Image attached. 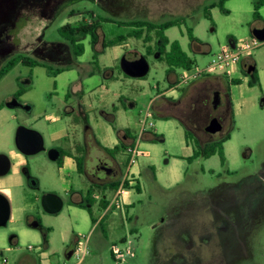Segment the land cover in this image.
Instances as JSON below:
<instances>
[{
	"label": "rangeland",
	"instance_id": "rangeland-1",
	"mask_svg": "<svg viewBox=\"0 0 264 264\" xmlns=\"http://www.w3.org/2000/svg\"><path fill=\"white\" fill-rule=\"evenodd\" d=\"M217 1L0 0V66L22 54L52 69L69 67L55 78L49 76L45 67L17 65L0 81V106L4 107L0 111V153L6 156L18 153L14 135L27 116L7 109L5 104L20 88L25 91L22 101L33 110L30 120L35 123L34 128L43 137L46 147L53 144L55 133L63 132L72 124V119L77 129L73 131L74 142L79 140L80 131L87 124L78 117V111L74 110L70 117L62 114L64 97L73 85L82 87L85 95L82 102L89 110L88 123L101 146L111 147L116 140L100 114L102 111L111 115L113 107L118 109L114 126L128 128L136 141L139 121L149 100L156 96V86L159 91L169 88L164 72L167 66L157 61L155 54L146 55L142 40L128 38L123 45L104 50L102 40L127 37L133 28L122 25L123 22L161 24L181 18L184 24L167 30L165 36L170 41H178L194 66L202 69L222 46L249 40L254 37L253 30L264 26V6L259 10L260 18L253 17L256 0H229L224 5L228 15L215 7L210 9L211 19H206L204 7ZM90 14L93 20L107 18L108 21L99 23L96 49H92L87 37L82 41L84 54L74 58L58 29L82 20L88 22ZM187 28L192 29L198 42L188 39ZM95 51L96 60L93 59ZM123 55L129 60L144 56L150 67L147 76L143 79L125 77L119 68ZM61 57L63 63L55 62ZM247 62L254 65L258 83L240 72L239 67L232 70V78L239 83L236 85L216 73L228 96L227 128L213 136L206 132L199 134L202 141L212 138L219 141L229 135L223 144L225 164H221L218 155L189 162L185 158L186 129L181 122L186 120L182 111L196 93L202 92V86L185 97L177 90L176 99H184V104L170 106L166 118L153 116L148 121L154 127L147 129L144 135H151L153 139L139 140V149L147 155L138 157L130 170L125 153L117 154V178L127 176L130 171L140 186L139 193L131 189L123 197L127 205H132L127 208L131 223L127 218L123 224L121 212L117 210L105 215L92 207L89 214L66 202L59 213L46 214L40 206L41 196L52 190L63 195L55 164L42 153L33 157L34 162L30 161L31 174L40 180L37 200L13 166L8 175L0 178L4 187L11 189L10 219L6 227L0 228V264L5 261L7 264H74L75 259H68L67 252L75 247L78 236H89V254L83 264H264V206L250 226L244 227L237 219V209L246 210L241 202L248 189L254 185L264 186V42L250 53ZM98 67L100 72L89 74ZM105 69L113 71L112 81L104 78ZM74 98L69 101L71 107ZM52 118L57 121L50 122ZM95 120L102 127L96 128ZM187 142L194 144L193 139ZM90 144L96 148L94 154L102 156L98 146L93 141ZM69 174L74 191L85 194L88 184L79 179L74 166ZM95 193L102 199H110L113 194L110 190ZM91 216L97 221L94 225ZM103 217L100 226L98 223ZM34 220L48 229L47 245L42 232L29 227ZM113 245L121 250L122 260L113 257Z\"/></svg>",
	"mask_w": 264,
	"mask_h": 264
},
{
	"label": "flooded vegetation",
	"instance_id": "flooded-vegetation-1",
	"mask_svg": "<svg viewBox=\"0 0 264 264\" xmlns=\"http://www.w3.org/2000/svg\"><path fill=\"white\" fill-rule=\"evenodd\" d=\"M63 61L64 60L61 57L60 60H56L55 62L63 63ZM248 66L249 65H247L246 68ZM60 74H58L57 76H59ZM209 84L211 85V87L209 86ZM202 87V92L199 91L198 93H196V96L193 97L194 99L191 101V103L186 104L182 111V115L186 120L185 124L189 128L190 133L193 135V138L198 144H201L202 142L199 134L201 132H205L204 129L211 119L216 118L220 122V124L222 125L221 132H224L226 130L228 120V96L226 95V91L223 89L221 79H219V77L215 78L213 82L206 83ZM23 94L17 95L16 92L10 99L6 101V103L13 101L15 103V107L12 110L19 111L27 116L25 117L26 120H24L22 124H19V126H24L28 129L37 131L34 128L35 123L30 120L31 114L33 112L32 107L22 101L21 97L23 96ZM72 96L75 97L73 107H71L69 104ZM84 96L85 95L82 87L79 85H73L72 89L67 92L64 97V111L62 114L65 117H70L74 110L78 111V117L82 118L83 122L86 121L87 123L85 124L86 126L84 127V129L82 128V130L80 131L78 141L76 140V142H74L75 140L72 138L74 137L73 131L77 130L75 125H73L75 120L72 119V124L70 123L63 132L61 131L54 134L53 141L51 140L53 144L49 147H46L43 139V150L36 154L27 156L18 152V158L16 160H12L10 156H8L10 159L11 168L13 166L18 167L20 174L24 178L26 187L35 193V200H37V191L40 189V180L31 174L30 161L34 162L33 157L37 156L39 153L45 155L49 162L55 164L61 184V193H63V195H61L56 190H52L46 194L52 193L57 195L62 200L63 206L65 202L70 204L71 206L77 203H85L87 201L86 194L92 185L100 186L106 183H113L117 178L116 175L119 170V166L117 165L116 161L117 154L108 155L99 147L97 149L101 152L102 156H97L93 152V149L96 148H92L90 142L93 141L97 146L100 145V143L94 140L93 136H91L89 133L90 128L88 123V114L85 111V106L82 102L84 100ZM215 98L218 100V105L216 107H214ZM204 101L208 102L207 106L204 105ZM3 108L4 107L2 106L1 110ZM55 121H57L56 118H52L50 120V122ZM53 149H56L58 151V160L55 162L50 159L49 154ZM79 159L82 162L81 170H79ZM72 166L75 167V171L80 177L79 179L82 182H87L88 184V188L85 194L81 195L75 192L73 189V181L71 180V176L69 174ZM107 170H110V172L107 173ZM92 198L95 202L91 206V208L94 207L99 210V203L102 198L99 197L98 193H94L92 195ZM241 205L244 206L246 210L244 212H240L238 211L239 209H237V219L239 220V222H241V225H244V227L250 226L253 223L254 219L260 216V211L258 212V210H260L264 206V186L254 185L252 186V188H249L248 193L245 195L243 201L241 202ZM113 210L116 209H112L111 211ZM213 214L217 218V214L215 212ZM222 220L226 222L224 218ZM29 226L42 232L43 242L45 243V245H47L46 234H48V231L42 228L39 220L32 221ZM33 226H35V228ZM220 229L225 230V228L223 227H221ZM244 242L245 244L247 243V240L245 238ZM70 251L72 250L69 249L68 252Z\"/></svg>",
	"mask_w": 264,
	"mask_h": 264
},
{
	"label": "trees",
	"instance_id": "trees-1",
	"mask_svg": "<svg viewBox=\"0 0 264 264\" xmlns=\"http://www.w3.org/2000/svg\"><path fill=\"white\" fill-rule=\"evenodd\" d=\"M229 0H218L217 2H213L208 6L204 7V17L206 19H211L210 9L218 7L224 14L228 15V11L224 9L225 3ZM264 6V0H256L253 4V17L255 20L260 18L259 10ZM72 16V14H71ZM93 15L90 14V21L86 22L82 20L77 24H66L58 29V33L60 37L63 39L65 43H67L71 50V55L74 58H78L84 54V47L82 41L87 37L90 38V45L92 49H96V45L98 42L97 30L99 28L100 21L107 22L108 19H98L93 20ZM124 26L133 28V31L127 37H115L109 40H102L101 47L102 50L106 48H113L117 46L123 45V43L128 38H134L137 40H142L144 45H146V55L155 54L156 59L159 62H164L169 70L179 69V70H191L194 66V61L189 58L186 52L183 51L181 45L178 41H170L166 36L165 32L174 27H180L184 24L183 19H174L161 24H155L144 21H130L121 23ZM120 24V25H121ZM186 33L188 35V39L191 42H198V40L192 35V29L187 28ZM229 44H232L229 42ZM98 53L95 51L93 55V59L96 60ZM97 67V63H94ZM17 65H22L24 67L34 68V67H45L47 73L50 77H56L58 74L68 71L69 67L63 68H55L52 69L49 66H46L44 63L37 59H33L28 56H24L22 54H18L10 59H8L2 66H0V81ZM100 68L97 70L95 68L94 71L90 72V75H93L96 71L100 72ZM105 71V70H104ZM244 75L247 74V70L243 71ZM254 78V82L258 83L257 78L255 76V71L250 75ZM126 77V76H125ZM231 84H239L237 80H231ZM25 91L23 88H20L17 91V95L23 94ZM0 106V110H1ZM109 123L113 125V122L109 120ZM185 137L187 139H193L192 134L189 131L185 132ZM229 139V135H225L219 141H215L207 145L204 149H200L196 141L195 144V153L190 160H194L198 157H203L208 159L214 155H218L221 164H225L226 160L223 153V144ZM194 140V139H193ZM98 147L103 150L106 154H118L119 152L124 151V146L117 145L113 149H107L101 145ZM81 160L79 159V170H81ZM119 182L106 183L100 186L92 185L87 192V201L85 203H77L73 206L85 209L91 214V206L94 204V200L92 195L97 191H106L110 190L114 193L119 187ZM124 188L126 190L135 189L136 192H140L139 185L136 184L134 187L129 185V182H124ZM113 195V194H112ZM109 204V200L101 199L99 203V209L105 212L107 206ZM130 208V207H129ZM104 220V217L100 220L98 225H100ZM92 224H96V220L91 216ZM128 221L131 223L132 219L129 218ZM101 226V225H100ZM48 231V229H46ZM104 234V233H103Z\"/></svg>",
	"mask_w": 264,
	"mask_h": 264
},
{
	"label": "built area",
	"instance_id": "built-area-1",
	"mask_svg": "<svg viewBox=\"0 0 264 264\" xmlns=\"http://www.w3.org/2000/svg\"><path fill=\"white\" fill-rule=\"evenodd\" d=\"M261 44L262 42L252 37L242 43H233L222 46L206 67L202 69L194 67L191 70H181L178 77V85L187 86L203 76L216 73L223 74L226 78L231 79L232 70L236 68L245 57H248L250 53L259 48ZM152 117V110L146 109L143 118L139 121L138 139L124 150V153L127 156L128 170L133 167L138 157L147 155L139 149V140L142 139L147 129L154 127L151 122H148ZM126 181L129 182L131 187L136 185V183H134L133 174L129 171L127 176L122 177L119 187L114 192L113 197L109 200L105 214L109 213L112 209L121 210L124 208L121 197L127 191L124 188V182ZM88 244L89 236H78L75 241V247L72 249L71 255L68 259L74 258L76 261L74 264H83L89 254ZM29 249H32V247H29ZM111 253L115 259L119 261L122 260L123 254L116 245L111 246Z\"/></svg>",
	"mask_w": 264,
	"mask_h": 264
},
{
	"label": "crops",
	"instance_id": "crops-1",
	"mask_svg": "<svg viewBox=\"0 0 264 264\" xmlns=\"http://www.w3.org/2000/svg\"><path fill=\"white\" fill-rule=\"evenodd\" d=\"M232 43V42H231ZM234 43V42H233ZM232 43V44H233ZM247 58L248 57H245L241 62H240V64L236 67V69L235 70H237L238 69V67L241 69V71L240 72H242V71H244V69L246 68V66L248 65V62H247ZM181 71V70H180ZM165 72V78L167 79V81H168V83H169V88H168V90L166 91V90H163V91H159V87L158 86H156V88H155V90L157 91V93H156V96L153 98V99H150L149 100V102L147 103V107H146V109H151L152 110V113H153V116H159V117H161V118H166V117H168V115H169V113H170V106H174V108L175 107H181L183 104H184V99H181V100H177V99H179V98H177L176 99V95H175V92L178 90L179 92H181V94L185 97L188 93H194V92H197L196 90H199L200 88H201V86H204V84H206V83H211V82H213V80L215 79V78H218V77H216V74H212V75H206V76H203L202 78H200V79H198V80H196V81H194L193 83H190L189 85H187V86H179L178 85V77H179V75H180V73H177V72H175L174 70H169L168 68H166V70L164 71ZM233 74V73H232ZM225 77V76H224ZM232 77H233V75H232ZM231 77V79H228V78H226L229 82H231V80H235V78H232ZM104 78L106 79V80H110V81H112L113 79H114V73H113V71L112 70H110V69H105V71H104ZM104 87V86H103ZM105 88V87H104ZM194 88H195V91H193L194 90ZM107 89V88H106ZM167 93L169 94V95H167ZM85 97V96H84ZM167 97H169V98H167ZM121 99V97L119 98V100ZM177 100V101H176ZM186 102V101H185ZM204 103V105H208V102L207 101H204L203 102ZM85 104V103H84ZM122 105V107H124V105L123 104H121ZM85 111L87 112V114H88V122H89V110H87V109H85ZM112 111H113V113L110 115V114H105V112H100V114H101V118H103L106 122H107V124H108V126H109V128H110V130H112V132H113V134L116 136V140H114V143H112V146L111 147H107V146H103V147H105V148H107V149H112L113 147H115L116 145H122V146H124V150L126 149V147H128V146H130L134 141H133V139L131 138V136H130V132H129V129L128 128H116L115 126H114V121L116 120V113L118 112V109H117V107H113L112 108ZM109 120L110 121H112L113 122V125H111L110 123H109ZM96 121V128H98V126L99 127H102V125H101V123H99V121L98 120H95ZM181 124L183 125V127L186 129L185 131H184V142H185V145H186V150H187V156L185 157L186 158V160L189 162V161H191L190 159L193 157V155H194V153H195V150H196V148H195V146H194V144H193V146H192V144H188V139L185 137V132L186 131H189L190 132V130H189V128L186 126V124L182 121L181 122ZM139 125V124H138ZM89 133H90V135L91 136H93V139L94 140H96V137L94 136V133H92V132H94V129L92 128V126L91 125H89ZM146 134V133H145ZM210 136H213V135H210ZM143 137L146 139V140H152L153 139V137L151 136V135H143ZM142 137V138H143ZM192 137H193V135H192ZM224 137V136H223ZM222 137V138H223ZM104 139L107 141L108 140V138H107V136H104ZM192 139V138H191ZM194 139V138H193ZM200 139H203L202 138V136H200ZM190 140V139H189ZM193 141H195V139L193 140ZM212 142H215V140H213V138L212 139H205V141H202L201 142V144H198L197 142V144H198V146H199V148L200 149H204L207 145H209L210 143H212ZM123 153H124V151H123ZM10 158L12 159V160H16L17 158H18V154L17 153H11L10 155ZM205 159V158H204ZM117 165H118V163H117ZM119 166V165H118ZM15 169L19 172V169H18V167H15ZM20 173V172H19ZM133 177H134V183H136V184H138L139 185V183L137 182L138 180H137V178H135V176H134V174H133ZM121 180H122V177L120 178V179H118V178H116L115 180H114V182H121ZM139 188H140V186H139ZM129 191L127 190L126 191V193H124V195L121 197V201H122V204L124 205V209H121V210H117V211H119V212H121V221H122V223H123V221L126 219L127 220V218H132L131 216H130V214H129V210L127 209V208H129V207H131L132 205H127L125 202H124V196H126L127 195V193H128ZM0 193L2 194V195H4L7 199H8V201H11V196H10V193H11V189L10 188H7V187H4V185L2 184V182H0ZM113 195H114V193H113ZM113 195L111 196V198L113 197ZM110 198V199H111ZM126 199H127V197H125ZM10 199V200H9ZM110 199H106V200H110ZM75 207V206H74ZM116 210H113V211H111L112 213L113 212H115ZM105 213V212H104ZM110 213V212H109ZM106 214H108V213H106ZM105 214V215H106ZM105 218V217H104ZM125 220V221H126ZM124 224V223H123ZM30 227V226H29ZM30 228H32V227H30ZM68 253L69 252H67V258H68ZM3 264H7V262L5 261Z\"/></svg>",
	"mask_w": 264,
	"mask_h": 264
},
{
	"label": "water",
	"instance_id": "water-1",
	"mask_svg": "<svg viewBox=\"0 0 264 264\" xmlns=\"http://www.w3.org/2000/svg\"><path fill=\"white\" fill-rule=\"evenodd\" d=\"M254 38L260 42H264V26L259 29H255L252 32ZM119 68L122 74L131 79H143L149 73L150 67L147 59L144 56H140L135 60H129L125 55L120 58ZM254 65L247 67V74L251 75L254 72ZM218 105V100L214 99V107ZM5 107L9 110L14 109L15 103L13 101L6 103ZM205 132L214 135L220 133L222 125L220 122L213 118L209 121L205 127ZM14 145L19 153L27 156H31L43 150V137L38 131L28 129L24 126H18L14 135ZM50 159L55 162L58 160V151L53 149L50 151ZM11 168L10 159L5 154L0 153V178L8 175ZM110 170H107L109 173ZM40 206L42 210L49 215L59 213L63 209L62 200L55 194H43L40 198ZM10 219V204L7 198L0 193V228L7 226ZM35 228V226H33ZM71 255V251L68 253V258Z\"/></svg>",
	"mask_w": 264,
	"mask_h": 264
}]
</instances>
